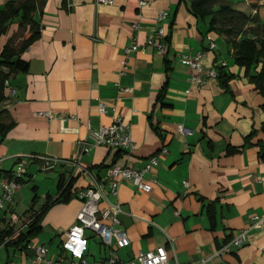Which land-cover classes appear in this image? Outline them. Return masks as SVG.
<instances>
[{
    "label": "crops",
    "instance_id": "1",
    "mask_svg": "<svg viewBox=\"0 0 264 264\" xmlns=\"http://www.w3.org/2000/svg\"><path fill=\"white\" fill-rule=\"evenodd\" d=\"M7 1L0 0V10ZM140 1L146 4L140 6ZM231 1L234 8L261 18L263 0ZM161 10L168 15L158 22ZM34 19L40 36L21 55L29 68L10 73L0 103L2 121L13 122L5 135L0 133V182L5 171L21 163L23 182L17 191L32 180L38 194L35 174L42 170V161L37 157L43 155L65 161L80 158L103 178L115 162L142 168L156 154L159 162L145 176L151 192L128 180L120 183L116 197L108 195L120 203L121 227L130 239L117 249L116 264H132L140 251L161 245L169 251L171 264H198L201 259L206 264H264V220L254 224L256 217L264 219V97L251 78L259 68L248 72L238 65L225 37L210 30V16L194 14L190 0H43ZM161 26L166 54L147 43ZM17 29L12 23L0 36L1 49ZM134 42L138 50L127 55L126 47ZM197 52L204 54L200 75L206 82L200 87L181 60V55ZM211 68L232 74L228 88L218 75L206 77ZM100 102L106 113L98 110ZM114 112L130 126V157L103 145L84 151L89 129L110 124ZM180 123L194 133H180ZM46 171L56 183L48 195H59L60 177L65 187L70 184L64 191L68 195L47 211L41 232L30 242L0 245V264H36L38 244L46 245L52 260L61 254L64 231L82 208L77 192L90 184V177L69 162ZM15 204L14 197L0 210V228L13 226L17 234L27 229L30 215L42 204L25 218L16 214ZM46 226L55 239L41 240ZM246 227L248 240L241 247L217 254ZM87 235V264H107L110 248L98 235Z\"/></svg>",
    "mask_w": 264,
    "mask_h": 264
},
{
    "label": "built area",
    "instance_id": "2",
    "mask_svg": "<svg viewBox=\"0 0 264 264\" xmlns=\"http://www.w3.org/2000/svg\"><path fill=\"white\" fill-rule=\"evenodd\" d=\"M103 2H111V0H98ZM140 6L146 4L145 1H140ZM168 15L166 10H161L156 19L158 22L163 21ZM161 54H166L168 43L166 40L164 26L159 27L155 36H150L147 41ZM214 44H211V48ZM139 48L138 43H132L126 47V54L136 52ZM202 52H197L193 55L183 54L181 60L186 63L191 69V80L193 83L202 86L206 82V78L201 77L203 71ZM218 72L215 68L206 71V77H216ZM5 86H10L8 80L5 81ZM14 92V89H11ZM100 113H106L107 107L105 103L100 102L98 105ZM53 117L52 114H49ZM71 118H76L71 115ZM110 124L101 125L97 130L88 131L86 139L83 141L84 151H89L93 145H103L111 149L121 151L126 159L130 157L134 149V141L131 135L130 126L123 123L120 114L116 112L111 116ZM177 130L185 135L193 134L194 130L180 123ZM163 152L167 151L166 147L162 148ZM42 161L41 169H54L56 166L69 162L75 168H80L82 172L89 175L90 184L84 189L77 192V196L82 199V208L76 216V221L64 231L65 238L61 241V254L56 260L48 258V248L45 244H38L34 248V260L36 264H64L67 259H70L69 264H87L85 259L86 251L88 250L89 237L87 232L98 235L102 243L110 248V256L107 264H116L118 255L116 253L119 247L126 246L130 243V239L126 231L121 227L119 213L121 207L119 202H112L108 195L112 194L115 197L118 195V187L122 181H133L136 186L145 191L151 192L153 187L145 179V176L159 162L158 155H152L145 166L136 168L129 165V162L111 164L107 174L103 178L97 177L90 167L83 165L80 158L71 161L43 155L37 157ZM24 172L23 164L19 163L17 169L13 171V177H4L1 180L2 193L0 195V210L7 208L14 200V194L19 187L18 177H22ZM106 201V206H100V202ZM8 204V206H6ZM264 219L256 217L255 225L261 224ZM250 227L244 228L239 234L235 235L230 242L225 244L217 251L218 255H222L229 251L231 246L241 247L248 240ZM205 259H201L198 264H206ZM132 264H171L169 251L164 245L158 246L155 249L148 251H140Z\"/></svg>",
    "mask_w": 264,
    "mask_h": 264
},
{
    "label": "trees",
    "instance_id": "3",
    "mask_svg": "<svg viewBox=\"0 0 264 264\" xmlns=\"http://www.w3.org/2000/svg\"><path fill=\"white\" fill-rule=\"evenodd\" d=\"M42 2L43 0H8L4 8L0 10V36L8 32L12 23L16 22L18 26L3 48H0V103L6 97L4 93L5 81L8 80L10 73L25 72L29 68V62L21 55L40 36V24L34 19V13ZM190 2L192 12L198 17L210 16V30L225 37L227 44L233 48V56L238 65L244 66L248 72L253 66L259 68L257 74L252 75L251 78L264 97V23L261 22L259 14H248L234 8L231 0H190ZM249 34L254 35V38L248 37ZM241 36L246 37L240 39ZM3 68H8L9 71L5 72ZM218 76L223 86L228 88L232 74L221 68ZM165 89L166 86L162 88L161 96ZM12 124L13 122L6 123L0 118V133L5 135ZM2 173L3 171L0 169V174ZM4 175L12 178L13 171H5ZM17 181L21 184L23 178L18 177ZM67 187H65L64 178L60 177L57 184L59 195L55 199L47 196L40 209L30 215L25 231L16 234L13 226L0 228V245L11 241L14 244H26L36 237L41 232L42 221L47 211L56 203L66 199L68 194L65 195L64 191ZM32 191L34 192L33 201H36L38 197L37 185L32 187ZM211 218H213V214H211ZM14 235L13 239L7 241Z\"/></svg>",
    "mask_w": 264,
    "mask_h": 264
},
{
    "label": "rangeland",
    "instance_id": "4",
    "mask_svg": "<svg viewBox=\"0 0 264 264\" xmlns=\"http://www.w3.org/2000/svg\"><path fill=\"white\" fill-rule=\"evenodd\" d=\"M241 1H242V3H244L243 0H241ZM260 12H261V18H260L261 22L264 23V5L261 6ZM17 167H18V164L15 165V169H17ZM24 178H25V180L28 179L26 177H24ZM35 178L37 179V182L39 185V190H38L39 195H38L36 201H33V199H32L33 195H34L33 191L31 190L32 189L31 185L33 182L32 180L30 181V183H28L29 182L28 181L27 183L23 184L20 190H18V191L16 190L17 194H16V192L14 194L15 203H16L15 204L16 214L18 212L20 214V216L24 217V218L26 216H28L26 214H28L30 212L31 208L36 209V208L40 207V205L43 203V201L45 199L44 196L47 198L48 194L51 191L55 190V187H56V183L53 180L54 177L48 175V173L45 169L39 170V172H37L35 174ZM0 188H1V182H0ZM1 192H2V188H1ZM16 197H17V199H16ZM28 198H30V199H28ZM6 206H8V204ZM5 209H7V208H5ZM5 209H3V210H5ZM16 214H14V216ZM51 237L53 239H55V237H53V231L51 230V228L46 226L44 228L43 232L41 233L40 238H41V240L49 241Z\"/></svg>",
    "mask_w": 264,
    "mask_h": 264
}]
</instances>
